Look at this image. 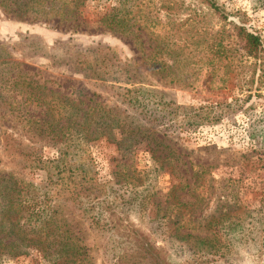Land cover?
Masks as SVG:
<instances>
[{
    "label": "rangeland",
    "instance_id": "obj_1",
    "mask_svg": "<svg viewBox=\"0 0 264 264\" xmlns=\"http://www.w3.org/2000/svg\"><path fill=\"white\" fill-rule=\"evenodd\" d=\"M112 9L121 10L119 15L131 9L129 25L138 30L143 52L130 36L104 29L100 20ZM81 10L83 25L75 29L19 21L0 7V133L6 130L32 147L22 131L21 111L39 117L41 110L22 104L23 80L47 81L48 88L73 94L72 99L75 89L82 87L88 97L95 93L109 107L123 109L122 94L94 80L103 76L92 78L69 64L83 49L109 48L101 50V56L109 54L130 64L129 76L118 73V86L132 87L124 83L130 77L129 81H143V87L163 93L162 104L140 97L144 107L128 106L129 124L148 130L137 142L127 146L126 138L117 133L116 142L102 139L89 144L101 182L111 181L114 171L122 172L123 163L132 164L144 177L138 193H154L145 212L137 204L125 215L119 210L123 227L112 234L90 231L76 213L61 207L72 235L88 249L91 263L116 264V255L129 251L118 244L126 233L154 244L170 264H182L187 252L168 237L162 213L176 197L201 206L202 215L220 221L218 234L228 249L220 246L225 257L209 256L208 264H264V0H88ZM234 26L259 37L256 58L242 49ZM141 108L148 114L142 117ZM207 108L211 122L192 127L185 123L184 116L206 117L208 112L200 109ZM168 111L172 114H164ZM2 139L0 135V175L12 173L39 183L41 171L17 169L5 155ZM150 146L156 149L153 157ZM42 154L49 158L54 152L45 148ZM174 185L177 189L170 192ZM119 194L116 202L122 207L124 189ZM230 224L235 225L233 230ZM0 264L46 262L31 251L2 256Z\"/></svg>",
    "mask_w": 264,
    "mask_h": 264
},
{
    "label": "trees",
    "instance_id": "obj_2",
    "mask_svg": "<svg viewBox=\"0 0 264 264\" xmlns=\"http://www.w3.org/2000/svg\"><path fill=\"white\" fill-rule=\"evenodd\" d=\"M87 1L0 0V7L5 14L19 21L53 23L58 28L73 25L77 29L83 25L81 8L85 7ZM207 2L212 9L219 11L212 1ZM119 12L121 10L112 9L105 14L100 20L102 26L111 34L130 36L143 52L144 43L139 44L141 38L138 30L129 25L131 9H127L123 15H119ZM234 29L236 37L243 44L242 49L256 58L261 46L259 37L247 33L241 27L234 26ZM101 50L110 49L80 50L74 54L69 64L76 67V72H83L92 78L103 76L94 80L113 93L122 94V101L119 103L124 106L123 109L117 105L109 107L107 102H101L102 96L95 93L88 97L82 87L75 89L77 95L72 99L73 94H61L48 88L47 81L42 84L22 81L23 88L19 92L23 95L22 104L41 110L39 117H35L31 111H21L20 119L25 123L22 131L32 147L22 145L13 134H8L5 130L0 133L3 136V151L10 162L16 164L17 169L41 171L42 179L39 183L31 184L23 176L17 177L12 173L0 175V258L5 255H27L33 251L46 264H92L86 246L72 235L61 207L65 206L76 213L90 231L114 234L123 227L119 210L125 215V212L137 204L136 207L144 213L148 198L154 195H150L149 191L138 193L145 185L144 177L130 163L122 164V172H112L113 179L109 182H101L98 178L89 144L102 139L116 142L117 133L126 138L127 146L137 142V138L143 137L148 130L129 124L128 113L131 108L128 106H135L137 103L138 107H144L139 103L140 97H149V101L156 100L162 104L164 96L150 87H143L146 84L143 81H129L130 77H126L124 83L130 82L132 87L118 86V73H129L126 67L130 66L127 63L129 61L121 64L112 55L101 56ZM89 58L96 60L91 62ZM68 62L69 60L66 63ZM135 63L137 62L134 61L131 65ZM99 72L109 77L99 75ZM110 74L112 78L108 79ZM136 84L140 86L135 87ZM15 85L16 83L13 84ZM82 97L85 99L82 100ZM144 110H140L142 117L148 114ZM200 110L210 111L208 108ZM164 114L170 115L172 112ZM194 118L193 115L191 118L184 116L185 123L192 127L194 124L211 122L209 112L206 117ZM45 148L52 149L54 155L45 157L42 154ZM149 152L153 157L155 147L150 146ZM156 160H160V156ZM123 189L127 195H123L122 207H119L116 201ZM175 189L176 185L172 186L170 192ZM173 198L175 202L166 205L162 213L168 223V237L187 252L182 264H208L209 256L225 257L219 251L220 246L228 249L218 234L220 221L202 215L203 208L193 202L184 203L179 198L171 199ZM159 205L156 204V207L159 208ZM228 227L233 230L235 225L230 224ZM125 237L118 244L129 251L118 253L116 264H124L125 261L126 264H170L162 255V250L155 248L154 244L138 237L132 239L126 233ZM130 243L135 248L130 247ZM141 257L146 261L143 262Z\"/></svg>",
    "mask_w": 264,
    "mask_h": 264
}]
</instances>
